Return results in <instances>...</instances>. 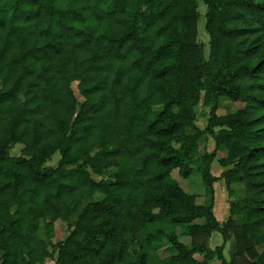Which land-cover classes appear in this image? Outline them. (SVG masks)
<instances>
[{"label": "trees", "instance_id": "1", "mask_svg": "<svg viewBox=\"0 0 264 264\" xmlns=\"http://www.w3.org/2000/svg\"><path fill=\"white\" fill-rule=\"evenodd\" d=\"M202 3L207 59L196 0H0V264H43L48 245L54 264H121L127 236L164 222L190 238L156 231L168 264H264V0ZM219 98L243 105L219 114ZM190 127L213 139L201 168ZM16 143L21 155L10 153ZM215 158L227 189L242 187L223 223L213 213ZM111 166V179L97 178ZM174 169L200 171L210 198L197 202ZM57 220L64 238H40V223L52 230ZM214 231L223 240L210 248ZM130 264H148L147 253Z\"/></svg>", "mask_w": 264, "mask_h": 264}, {"label": "rangeland", "instance_id": "2", "mask_svg": "<svg viewBox=\"0 0 264 264\" xmlns=\"http://www.w3.org/2000/svg\"><path fill=\"white\" fill-rule=\"evenodd\" d=\"M197 2V11H198V21H197V40L202 44V52L205 59L208 58V35L204 30V15L206 12V6L202 3V0H196ZM75 95L77 96L78 100L81 101L82 97L79 95L76 83L72 85ZM148 93L147 85H143L140 89V94L142 96H146ZM218 113H232L235 112L237 109L241 108L243 103L240 101H231L226 98H219L218 100ZM196 112V119L195 124L200 129L203 130L207 123L209 107L203 103L202 92L200 96V100L194 106ZM188 133L192 134L191 136L198 135V137L194 138V143L192 140L190 145V158L195 163H197L198 167H202V155L205 152H209L213 148V139L212 137L204 132H198L195 128H188L186 129ZM198 130V129H197ZM199 130V131H200ZM23 144L16 143L13 145L10 153L12 155H21L22 153ZM59 159V153H53L49 158L46 159V165L55 166ZM211 172L214 176L218 177V180L213 183V196L215 200L216 194V206H213V213L217 220L220 216V210L223 208L226 209V215H224V221L227 220L229 216V204L231 201L239 199L240 192L242 191V187L238 182H233L228 189H231V195L228 193V189L226 187L225 179L221 176L225 167H222L218 164L217 159L215 158L210 165ZM114 171V167H109L106 171L97 175V178H104L109 180L112 178V174ZM171 177L176 180L180 186L190 194H194L197 197V202L204 203L210 198V194L207 191L206 186L203 184L201 179L200 171H195L190 176L183 178L181 177L177 169H174L170 173ZM101 194L99 192L94 193V197H100ZM234 219L238 222L240 217H234ZM162 220H170V219H162ZM203 218L197 220L198 223L203 222ZM223 221V222H224ZM222 222V223H223ZM162 228V229H161ZM161 229L163 233L166 235L175 232L180 241L188 242L190 238L186 235L183 236V232L185 228L180 225H174L172 223L164 222L159 224V228L155 225L147 226L144 230L139 232L135 236H127V241L129 243L128 253L125 256L123 262L121 264H130L136 254L141 252H146L148 255V264H168L166 257L170 255V251L167 250L166 244V237L164 235L157 234V230ZM67 233V223L63 220L55 221L52 230H48L43 222L39 225L38 235L46 242L56 243L64 238ZM213 236L208 241V246L210 245L211 248H215L216 246L222 243V236L219 232H212ZM48 256L43 259V264H54V259L56 257V249L53 248L51 245H48ZM257 250L260 252L262 250V246H258ZM234 251V239L233 236L226 241L223 249V254L226 259H229L230 255ZM196 258H201L200 254H195ZM218 260V259H217ZM211 263V262H210Z\"/></svg>", "mask_w": 264, "mask_h": 264}, {"label": "crops", "instance_id": "3", "mask_svg": "<svg viewBox=\"0 0 264 264\" xmlns=\"http://www.w3.org/2000/svg\"><path fill=\"white\" fill-rule=\"evenodd\" d=\"M214 206H216V194H215V200H214ZM214 208V207H213ZM224 215H226V209L224 208H222L221 210H220V216H219V219L217 220L219 223H222L224 220ZM217 219V218H216ZM212 236H213V234H211V236H210V238H212ZM209 238V239H210ZM189 242H190V240L186 243V242H184V243H186V244H189ZM209 247H210V245H209ZM211 248V247H210ZM149 258V257H148ZM210 264H221L220 263V261L219 260H217V259H214L213 261H211V263Z\"/></svg>", "mask_w": 264, "mask_h": 264}]
</instances>
